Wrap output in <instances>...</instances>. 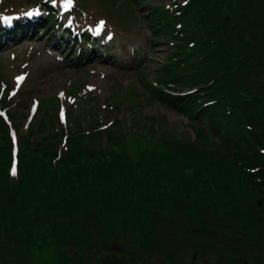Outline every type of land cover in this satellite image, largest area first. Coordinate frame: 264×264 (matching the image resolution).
Segmentation results:
<instances>
[{
    "label": "rangeland",
    "instance_id": "obj_1",
    "mask_svg": "<svg viewBox=\"0 0 264 264\" xmlns=\"http://www.w3.org/2000/svg\"><path fill=\"white\" fill-rule=\"evenodd\" d=\"M42 1L0 0V24L4 23L2 18L5 16L12 19L21 15L23 18L27 9H33ZM55 2L64 12L65 6L70 7L64 19L75 35L89 31L101 38L102 47L92 48L85 45V41H72L71 38L66 40L58 33L57 38L40 35V31L16 40L1 38L0 109L7 117L0 119V156L10 159V169L14 170L13 166L20 163V155L32 159L39 155L34 148L49 144L64 151L73 150L78 164L86 167L99 166L107 159L114 162L115 157L124 155L128 164L134 167L142 166L139 163L149 159L155 169L157 156L188 160H191L190 156L198 157L191 149L193 147L207 152L203 153L205 164L214 167V176L221 172L224 177L226 174L231 178L226 185L227 191L219 185L216 197H222L231 208L217 213L219 223L210 231L198 223L206 220L205 214L209 212L194 214L193 223H190L179 212L184 202L176 196L174 199L163 197L161 193L165 191L149 192L147 185L138 183L148 180V176L142 174L133 177L135 182L123 187L116 202L121 210H125V198L128 197L130 213L134 208L145 209L139 226H123L121 223L131 221L123 211L112 217L105 212L103 219L107 225L104 230L110 240L91 242L86 240L87 236L80 237V230L76 228L87 230L89 227L99 237H102V231L87 217L89 209L83 211L73 207L69 210L71 215L63 213L62 221L67 220L68 230L74 235L64 234L65 230H54V222L46 221L49 229L39 231L34 238L17 226L13 228L0 215V264H177V250L169 257L152 244L148 232L157 224L161 233L179 239L176 241L180 264H264V225L250 222L248 207L238 198L239 191L236 195L230 194L232 187L241 188L237 163L218 167L215 161L221 159L224 150L220 137L218 140L195 121L192 125L190 119L175 111L173 104L157 95L162 91L178 97L194 89L182 84L169 86L175 72L189 71L182 66V61L177 62L187 54L182 52L183 45H175L176 42H189V34L177 33L170 37L172 27L169 24L162 26L169 9L173 13L175 6H187L190 0ZM141 3L147 6H141ZM30 14L32 21L37 20L33 11H29ZM44 14L42 11L39 16ZM147 19L156 24L159 22V29L155 30L159 36H152ZM212 34L216 36V32ZM201 38L196 37L202 43L204 39ZM189 57L194 68L205 70L197 54L189 53ZM172 62L176 64L172 66ZM246 80L257 92L256 102H264V72ZM229 119L225 125L232 123ZM28 126L38 141L28 143ZM18 136L25 139L19 141ZM216 146L218 157L212 159ZM20 150L22 154L18 155ZM92 181L97 183L95 178H90ZM24 183L28 184V181ZM122 183L125 181L119 184ZM147 192L149 198L143 196ZM95 197L96 207L92 209L96 208L99 215L100 208L111 203V199ZM160 198L166 200L165 203H158ZM185 206L187 208L188 204ZM149 207L154 209L147 214ZM155 213L159 219L153 217ZM89 215L92 217L91 213ZM36 216L46 215L39 213ZM25 234L29 235L31 245L23 244L21 237ZM61 252H65L69 261L59 256Z\"/></svg>",
    "mask_w": 264,
    "mask_h": 264
},
{
    "label": "trees",
    "instance_id": "obj_2",
    "mask_svg": "<svg viewBox=\"0 0 264 264\" xmlns=\"http://www.w3.org/2000/svg\"><path fill=\"white\" fill-rule=\"evenodd\" d=\"M41 5L47 12L41 24H51L53 28L57 23L61 25V22L55 19L58 17V11L48 3ZM141 5L145 6L143 3ZM174 8L173 13L168 10L162 26L169 24L168 26L172 27L170 37L177 33L189 34V42L181 41L175 44L183 45L182 52L187 54L177 62L182 61V66L189 71L175 72L171 76L169 86L188 85L194 87L195 91L178 97L160 91L157 92L158 98L168 100L176 107V112L191 120L192 125L195 121L218 140L220 137L224 149L220 154L222 157L216 159L219 149L216 146L215 152L211 155L212 159H216L213 161L220 168L237 163L239 167L237 170L242 178L241 188L239 190L232 187L230 194L236 195L239 191L238 198L247 205L250 222H260L264 225V102L262 100L256 102L257 92L253 84L246 80L252 75L264 72V0H190L187 6L177 5ZM147 24L154 37L159 36V33L155 32L159 29V22L156 24L153 20L147 19ZM32 27V24L18 22L10 34L23 35L30 32ZM212 32H216L215 37ZM4 33L6 31L2 29L0 35L3 36ZM199 36L206 41L198 42L196 37ZM84 37L87 41H92L93 46L98 42L89 34H85ZM189 53L198 55L205 70L194 68ZM175 64L172 62V66ZM229 117L228 122L232 123L225 125ZM206 119L209 122L206 123ZM27 129L30 133L28 143L38 141L35 140L31 127L28 126ZM18 139L20 141L25 138L18 136ZM236 145L242 146L235 148ZM191 149L198 155L190 156L191 160L157 156L156 169L150 165L149 159L139 163L142 166L134 167L133 164H128L129 160L124 155L115 157L114 162L107 159L99 166L86 167L78 164L73 150L64 151L55 144L34 148L39 155L32 159L20 155L22 154L20 150L18 153L20 163L13 166L14 170L10 169V159L5 155L0 156V215L13 228L17 226L35 238L39 231L49 229L46 221L54 222V230H65L64 234L74 235L68 230L67 220L62 221L63 213L71 215L73 207H80L83 211L89 209L92 217L88 211L86 215L102 231L100 235L102 237L90 231L89 227L87 230L83 227L76 228L80 230L79 236L82 238L87 236L86 240H92L91 242L110 240V235L104 230L107 225L103 219L105 212L112 217L123 211L131 218L130 222L126 223V220L121 223L127 228L139 226L143 222L141 217L145 213L144 208L142 210L134 208L130 213L131 204L128 197L125 198V210H121L116 202L123 187L135 182L133 177L146 174L148 180H142L138 182L139 184L147 185L149 192L165 191L166 193H161L165 198L178 197L184 202L179 211L180 215L190 223H193L194 214L201 211L209 212L205 214L206 220L198 223L213 231L219 223L217 213L231 208L222 201V197L216 198L219 185L227 191L226 185L231 178L226 174L224 177L221 172L214 176V167L205 164L206 157L203 153L207 152L193 147ZM226 155L228 158H225ZM81 168L83 171H80ZM90 178H95L97 183L90 182ZM24 181H28V184ZM123 181L125 184H119ZM149 192L143 196L149 198ZM95 196L111 199V203H106L100 208L99 215L96 208L92 209L96 207ZM165 201L160 198L158 203L163 204ZM74 202L76 204L71 205ZM80 204L85 207L82 208ZM150 209L154 207H149L147 214L152 211ZM39 213L46 216L39 218L36 216ZM51 215H55L54 218H51ZM153 217L159 219L157 213ZM230 217L234 221L233 216ZM85 231L89 233L86 234ZM148 233L152 244L164 252L165 256L170 257L177 250L176 260L177 264H180L178 238L161 233L158 224ZM105 234L107 236L104 239ZM21 239L23 244L30 243L27 234ZM25 249L27 250L26 247ZM28 251H32V248L30 250L28 248ZM59 256L64 261H69L65 252H61Z\"/></svg>",
    "mask_w": 264,
    "mask_h": 264
}]
</instances>
